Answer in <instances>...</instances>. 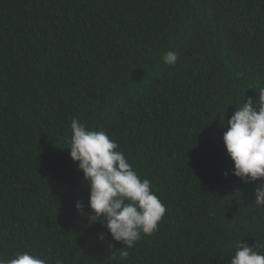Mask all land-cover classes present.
<instances>
[{"label":"trees","instance_id":"16d2710c","mask_svg":"<svg viewBox=\"0 0 264 264\" xmlns=\"http://www.w3.org/2000/svg\"><path fill=\"white\" fill-rule=\"evenodd\" d=\"M262 88L264 0H0V258L230 264L239 241L264 254V180L231 174L221 127ZM74 118L107 132L167 208L134 248L75 209L90 211Z\"/></svg>","mask_w":264,"mask_h":264},{"label":"clouds","instance_id":"9594fccd","mask_svg":"<svg viewBox=\"0 0 264 264\" xmlns=\"http://www.w3.org/2000/svg\"><path fill=\"white\" fill-rule=\"evenodd\" d=\"M163 63L174 67L178 55L166 52ZM259 108L248 99L221 127L223 145L230 158L231 174L243 183L264 180V88L259 91ZM225 116V115H224ZM71 136L68 139L70 159L82 172V183L88 185V213L84 205L76 201L75 209L87 217L89 224L100 223L112 240L122 242L127 248H134L142 235L150 236L158 228L167 208L154 193L152 183L141 179L138 172L119 150L117 142L105 131H94L79 119L70 123ZM227 175V173H225ZM254 205L264 208V184L254 190ZM103 241V233L98 235ZM121 255L127 257L128 251ZM0 264H47L46 260L27 251L17 252L9 259L0 258ZM56 264H61L57 260ZM230 264H264V254L243 244L235 246Z\"/></svg>","mask_w":264,"mask_h":264}]
</instances>
